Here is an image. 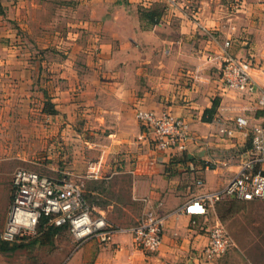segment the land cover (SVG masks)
Masks as SVG:
<instances>
[{
  "label": "crops",
  "instance_id": "crops-1",
  "mask_svg": "<svg viewBox=\"0 0 264 264\" xmlns=\"http://www.w3.org/2000/svg\"><path fill=\"white\" fill-rule=\"evenodd\" d=\"M47 4L0 0V139L24 124L33 132L40 106L43 116H52L44 111L50 100L64 120L67 149L81 161L83 172L74 162L81 174L76 176L84 177L85 169L93 178L73 179L90 205L115 227L135 224L146 199L165 218L156 251L139 247L130 233L117 232L109 244L84 243L62 264L203 263L216 207L206 216L189 215L184 208L206 191L224 187L240 169L249 129H237L229 138L221 136L220 125L235 128L240 115L250 128L264 124L259 95L227 89L220 70L226 51L253 56L252 76L264 87V0H66L61 7L70 14L67 56L50 60L45 51L41 69L33 64L35 49L21 45L19 26L23 20L38 21ZM142 9L162 11L160 22L142 20ZM37 30L52 34L47 24L26 34L38 38ZM227 39H232L229 49ZM45 40L44 50L52 43ZM43 81L53 84L51 98L46 87L41 89ZM215 100V112H206ZM138 107L187 120L192 138L186 149L155 151L140 140ZM124 175L126 202L118 179Z\"/></svg>",
  "mask_w": 264,
  "mask_h": 264
},
{
  "label": "built area",
  "instance_id": "built-area-1",
  "mask_svg": "<svg viewBox=\"0 0 264 264\" xmlns=\"http://www.w3.org/2000/svg\"><path fill=\"white\" fill-rule=\"evenodd\" d=\"M232 39L224 42L231 48ZM254 57L238 58L225 52L221 63V78L225 87L243 95L258 94L259 105L264 107V87H260L252 76ZM136 119L141 126L140 140H144L155 151L165 152L171 148L185 150L192 138L190 123L170 113L157 114L138 107ZM236 127L222 123L219 132L222 137H235L237 129L246 131L249 146L243 150L239 160L238 173L224 187L208 190L191 200L184 211L193 216H206L217 204L229 201L264 200V124L249 127L246 116L236 117ZM96 176L97 172H92ZM199 187L204 181L197 182ZM140 218L131 226L115 227L105 215L98 213L85 199L82 186L69 178L62 179L41 175L26 168L18 169L13 178V202L9 211L7 226L1 238L7 242H18L25 236L36 233L47 219V225L67 226L76 249L90 240L109 244L117 232L130 233L135 243L148 251L158 250L163 242L165 218L146 199ZM228 231L219 221L210 231V242L202 250L201 257L211 262L231 246Z\"/></svg>",
  "mask_w": 264,
  "mask_h": 264
},
{
  "label": "rangeland",
  "instance_id": "rangeland-1",
  "mask_svg": "<svg viewBox=\"0 0 264 264\" xmlns=\"http://www.w3.org/2000/svg\"><path fill=\"white\" fill-rule=\"evenodd\" d=\"M38 1H47L48 7L46 10L42 8L43 13L38 17V21L31 23L28 20H23L22 26H19V34L22 46L26 45V47L35 49L36 58L33 64L42 69L45 51H47V59L50 60L62 59L67 56L65 47L68 45L66 46L67 39L64 40V38L68 37L67 19L70 14L68 7H61L66 5V0ZM36 10H40V8L38 7ZM62 10L64 14H61ZM3 12L5 16H8L7 12ZM10 23L14 25L15 22L10 20ZM45 24L52 29L51 35L38 30V38H31L26 34L29 28L42 27ZM45 39L52 43L44 50ZM39 55L41 56L39 57ZM238 58H250V56ZM44 82L42 84L45 86L41 89L46 87L48 94L50 91L53 92V84ZM37 98L38 101H42V98ZM49 101L47 100L46 103L48 104ZM40 108L41 106L35 115L37 126L33 132L28 129V124H24L20 129L11 128V131H7V134L0 139V240H2L1 235L7 226L13 202V178L18 169L26 168L55 179H62L66 174L72 179H93L89 177L90 172L85 169L84 177L76 176L81 174H76L74 162L76 161L77 168L81 172H83V168L79 167L81 161L76 160L78 155L73 149H67L65 145L63 138L65 134L61 133V130L62 132L64 130L62 125L65 123L63 119L61 120L60 113L45 117L41 114ZM118 179H123L121 185L125 191L122 195L126 202L127 181L125 179L129 178L124 175ZM218 221L228 231L232 241L231 246L213 261L199 262V264H264V200L229 201L217 204L213 226ZM47 231L48 226L41 225L35 234L14 242L11 246L16 247V250L7 252L0 250V264H62L70 254L76 251L77 243L68 228H61L52 237L47 235Z\"/></svg>",
  "mask_w": 264,
  "mask_h": 264
},
{
  "label": "trees",
  "instance_id": "trees-1",
  "mask_svg": "<svg viewBox=\"0 0 264 264\" xmlns=\"http://www.w3.org/2000/svg\"><path fill=\"white\" fill-rule=\"evenodd\" d=\"M140 12H141L142 20H147L151 25L158 24L160 22L162 11H160L159 9L158 10L157 9H150V10L149 9H142V10H140ZM217 105H218L217 100H215L213 107L211 109H208L206 112H208V113L215 112ZM44 111H46L48 114L58 113V111L56 110L53 103L46 104V106L44 107ZM204 120L208 121L211 119L210 118H204ZM85 199L89 203V201L86 197H85ZM91 202H93V201H91ZM42 225H46V227L48 226L47 235L49 237H52L55 234H57L61 228H68L67 226L47 225V219L43 220ZM68 230H69V228H68ZM12 244L13 243H11V242L0 240V250L5 251V252L16 250L17 248L14 246H11Z\"/></svg>",
  "mask_w": 264,
  "mask_h": 264
}]
</instances>
